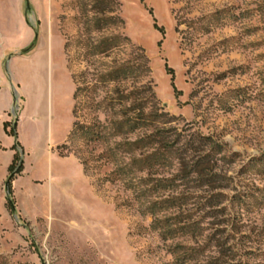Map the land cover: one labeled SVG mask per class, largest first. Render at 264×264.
<instances>
[{"label":"rangeland","instance_id":"rangeland-1","mask_svg":"<svg viewBox=\"0 0 264 264\" xmlns=\"http://www.w3.org/2000/svg\"><path fill=\"white\" fill-rule=\"evenodd\" d=\"M98 3L0 0V121L24 150L15 214L0 167V264H264V0H110L124 23L87 33ZM114 36L109 56L86 54ZM138 88L176 141L167 164L126 145L151 129L114 135L117 90ZM15 141L0 134L1 158Z\"/></svg>","mask_w":264,"mask_h":264},{"label":"trees","instance_id":"trees-1","mask_svg":"<svg viewBox=\"0 0 264 264\" xmlns=\"http://www.w3.org/2000/svg\"><path fill=\"white\" fill-rule=\"evenodd\" d=\"M26 6L29 7V0H24ZM99 3L95 6L97 11V16L88 19L86 18L84 26L87 33H101L105 30H108L112 26H120L124 21L115 15L118 9L117 7H110V0H97ZM104 4V7L100 8L99 6ZM100 8V9H99ZM95 11V12H96ZM128 41V38H124ZM122 38L119 36H114L111 38L103 39L100 42H90L88 44V49L86 54L89 56H109L112 52L117 50L121 46ZM29 49L25 50L27 52ZM145 65V66H144ZM144 65L129 66L123 65L114 68L110 72L102 76L103 81L115 83L120 85L124 80H127L129 77H140L148 76L150 71L146 63ZM172 72V70H171ZM144 91V88H138L134 91L127 93L126 91L117 90L119 104L123 107L121 110L122 119L115 123V133L114 135H123L129 133H135L145 129H151L150 133H145L142 137L136 139L132 142H127L126 145L130 148L137 150H143L147 148H155V151L150 155H147L140 161L143 163V166H153L156 163L167 164L168 160L166 157L167 152H172L173 147L176 144V141H172L169 136L166 135V129H163L158 126L161 118L164 119V115H159L154 109L147 111L146 106L142 103L140 94ZM78 93H75V98L77 99ZM133 99V101H132ZM131 101L129 105L124 107V103ZM153 104L152 106H155ZM77 107V105H76ZM154 108V107H153ZM9 123H5V131L9 136L15 137L16 141L12 146L14 151V157L12 163L9 166V173L7 176V198L6 206L11 214L16 212V203L13 197V186L12 183L15 177L23 172L24 161H23V147L20 142L17 140V132L15 127H12L9 130ZM100 125L97 124L86 126L83 123L74 124V133L80 132L85 139L89 142H95L104 139L103 131L99 130ZM209 140V139H206ZM222 150V149H221ZM141 170V169H140ZM125 171V168H120L116 174H120ZM159 188H170L171 185L167 181L159 180ZM161 202L155 203L149 207L150 211L155 209L163 208Z\"/></svg>","mask_w":264,"mask_h":264},{"label":"crops","instance_id":"crops-1","mask_svg":"<svg viewBox=\"0 0 264 264\" xmlns=\"http://www.w3.org/2000/svg\"><path fill=\"white\" fill-rule=\"evenodd\" d=\"M0 127L2 128V130H1V132H0V134H1V136L3 137V136H6L7 135V133H6V131H5V128H4V122L3 121H0ZM1 143V142H0ZM12 144H10V145H8V146H6V147H11L12 148ZM13 157H14V154H11V155H7V156H5V158H1L0 157V167H2V165L4 164L5 165V167H6V169H7V171H6V173H5V177H4V180H6L7 179V176H8V173H9V166H10V164L12 163V160H13ZM3 180V181H4Z\"/></svg>","mask_w":264,"mask_h":264}]
</instances>
